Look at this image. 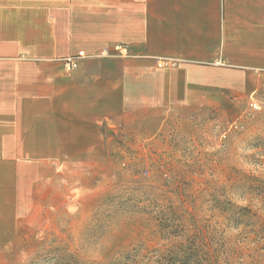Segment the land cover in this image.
Returning <instances> with one entry per match:
<instances>
[{"label": "crops", "instance_id": "0c3cea01", "mask_svg": "<svg viewBox=\"0 0 264 264\" xmlns=\"http://www.w3.org/2000/svg\"><path fill=\"white\" fill-rule=\"evenodd\" d=\"M117 44L134 56L54 60ZM261 75L264 0H0V251L73 151H101L109 128L136 131L159 109L219 106Z\"/></svg>", "mask_w": 264, "mask_h": 264}, {"label": "rangeland", "instance_id": "374dc122", "mask_svg": "<svg viewBox=\"0 0 264 264\" xmlns=\"http://www.w3.org/2000/svg\"><path fill=\"white\" fill-rule=\"evenodd\" d=\"M224 99L73 151L0 264H264V75Z\"/></svg>", "mask_w": 264, "mask_h": 264}, {"label": "built area", "instance_id": "2783aa9c", "mask_svg": "<svg viewBox=\"0 0 264 264\" xmlns=\"http://www.w3.org/2000/svg\"><path fill=\"white\" fill-rule=\"evenodd\" d=\"M134 56L131 54L126 45L117 44L114 45L111 49H99L91 54H87L83 50H78L77 52L65 55L61 57H57L54 60L60 64L63 70L65 71H73L77 69L80 63L87 57L93 58H104V57H114V58H128ZM179 62V59L172 57H156L154 59V64L159 68H167L173 67ZM253 107H256L255 104L252 103Z\"/></svg>", "mask_w": 264, "mask_h": 264}, {"label": "trees", "instance_id": "16d2710c", "mask_svg": "<svg viewBox=\"0 0 264 264\" xmlns=\"http://www.w3.org/2000/svg\"><path fill=\"white\" fill-rule=\"evenodd\" d=\"M194 255H195V252H193V251H191V250H189V249H185V250H183V253H182V256H183V258L184 259H187V260H192L191 258H192V256L194 257ZM69 262V261H68ZM74 264H83L81 261L79 262L77 259H76V261H75V263ZM91 264H93V263H91Z\"/></svg>", "mask_w": 264, "mask_h": 264}]
</instances>
